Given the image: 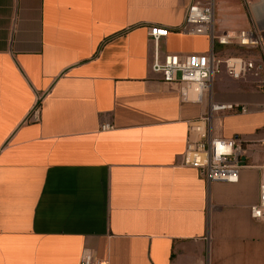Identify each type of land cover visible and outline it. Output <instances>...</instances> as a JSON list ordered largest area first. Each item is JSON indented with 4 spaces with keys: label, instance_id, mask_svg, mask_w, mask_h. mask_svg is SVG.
Here are the masks:
<instances>
[{
    "label": "crops",
    "instance_id": "0c3cea01",
    "mask_svg": "<svg viewBox=\"0 0 264 264\" xmlns=\"http://www.w3.org/2000/svg\"><path fill=\"white\" fill-rule=\"evenodd\" d=\"M189 2L0 0V264H79L84 248L99 264H264V214H249L264 114L217 115L213 135L237 137L244 165L236 183L208 184L181 164L207 105L150 69L154 24L168 29L163 51H208L175 30ZM213 18L217 34L264 39V0H214ZM240 49L219 55L259 58ZM213 91L252 104L264 88L222 73Z\"/></svg>",
    "mask_w": 264,
    "mask_h": 264
},
{
    "label": "built area",
    "instance_id": "2783aa9c",
    "mask_svg": "<svg viewBox=\"0 0 264 264\" xmlns=\"http://www.w3.org/2000/svg\"><path fill=\"white\" fill-rule=\"evenodd\" d=\"M241 3L248 8L251 0H241ZM213 9L214 0H190L182 24L175 28L187 35L206 36L209 40L206 52L177 54L163 51L161 40L168 35V29L161 25H151L147 33L151 42L150 69L159 75L162 82L175 86L182 100L203 103L207 98V110L188 123L189 136L181 164L196 168L208 184L236 183L244 165L245 147L237 137L214 136L213 115L218 112H222L219 113L221 117L264 114V91L262 100L252 104L219 102L213 97V82L216 76L223 73L233 80L250 78L264 88V39L262 33L252 27L215 33ZM215 43L255 50L259 58L215 54ZM28 119L39 120L38 106L32 107ZM99 128L109 130L112 125L103 123ZM258 146L261 159L258 167L264 169V138L259 140ZM249 214L256 219L262 218L264 214V181L258 185L257 201L249 207ZM79 264H99V261L93 258L89 249L84 248Z\"/></svg>",
    "mask_w": 264,
    "mask_h": 264
},
{
    "label": "rangeland",
    "instance_id": "374dc122",
    "mask_svg": "<svg viewBox=\"0 0 264 264\" xmlns=\"http://www.w3.org/2000/svg\"><path fill=\"white\" fill-rule=\"evenodd\" d=\"M215 31L218 32L217 30H215ZM240 50H244V49H240L239 47H236V46H218L217 44H215L214 52H215V54H219L221 52V53L226 55V54H231L233 51H240ZM206 101H207V98H205V105H207ZM219 113L222 114V112H218V113H214V115H213L212 129L214 128V125H215L216 122H217V125H219V126H222V123L224 124V122L221 119V117L216 116Z\"/></svg>",
    "mask_w": 264,
    "mask_h": 264
}]
</instances>
